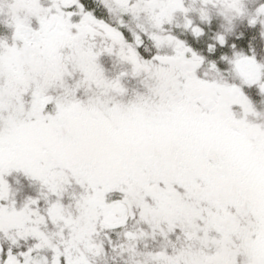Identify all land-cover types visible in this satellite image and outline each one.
<instances>
[{
    "label": "snow or ice",
    "instance_id": "6c2138e0",
    "mask_svg": "<svg viewBox=\"0 0 264 264\" xmlns=\"http://www.w3.org/2000/svg\"><path fill=\"white\" fill-rule=\"evenodd\" d=\"M0 264H264V0H0Z\"/></svg>",
    "mask_w": 264,
    "mask_h": 264
}]
</instances>
